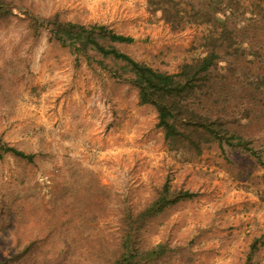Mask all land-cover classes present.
Segmentation results:
<instances>
[{
	"label": "rangeland",
	"instance_id": "1",
	"mask_svg": "<svg viewBox=\"0 0 264 264\" xmlns=\"http://www.w3.org/2000/svg\"><path fill=\"white\" fill-rule=\"evenodd\" d=\"M54 16L159 71L213 48L225 138L170 144L124 62L62 46ZM238 136L264 160V0H0V264H113L138 224L156 254L136 264H264V166ZM165 183L191 195L136 216Z\"/></svg>",
	"mask_w": 264,
	"mask_h": 264
},
{
	"label": "trees",
	"instance_id": "2",
	"mask_svg": "<svg viewBox=\"0 0 264 264\" xmlns=\"http://www.w3.org/2000/svg\"><path fill=\"white\" fill-rule=\"evenodd\" d=\"M48 23L51 37L62 46L82 54L92 49L103 56L122 60L133 74L131 82L137 88L140 103L150 104L155 108L157 125L162 128L164 137L170 144L188 141L194 149L200 144L196 136L206 135V139L218 142L225 138L223 120L221 116L212 114V110L216 108L209 103L214 101V96L211 90L208 93L204 92L205 88L211 87L209 70L216 56L213 48L200 58L182 63L178 72L159 71L144 62L135 60L114 45V42H131L133 38L130 35L114 32L104 24L85 25L62 20L57 16L48 19ZM223 28L226 30L225 26ZM205 98L206 101L201 102ZM203 103H208V108L201 105ZM229 141L227 140L228 143H232ZM238 141L237 145L250 149L264 166V160L260 154L248 146V141L243 140L242 136H238ZM3 149L15 155L31 157L13 146H3ZM167 195L174 196L168 198ZM190 195L191 193L187 190L170 193L168 184L165 183L152 203L136 216L158 211L167 204ZM138 226L133 227L132 230L127 229L123 234L122 237H125L121 244L125 251L113 261V264H136L156 254L154 249L140 250L133 243V237H137Z\"/></svg>",
	"mask_w": 264,
	"mask_h": 264
}]
</instances>
